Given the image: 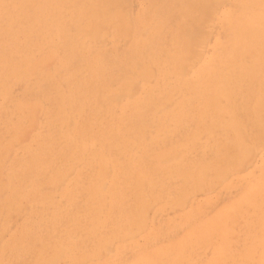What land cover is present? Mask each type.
Segmentation results:
<instances>
[{
  "label": "rangeland",
  "instance_id": "374dc122",
  "mask_svg": "<svg viewBox=\"0 0 264 264\" xmlns=\"http://www.w3.org/2000/svg\"><path fill=\"white\" fill-rule=\"evenodd\" d=\"M112 1L0 0V264H264V0Z\"/></svg>",
  "mask_w": 264,
  "mask_h": 264
},
{
  "label": "bare ground",
  "instance_id": "6f19581e",
  "mask_svg": "<svg viewBox=\"0 0 264 264\" xmlns=\"http://www.w3.org/2000/svg\"><path fill=\"white\" fill-rule=\"evenodd\" d=\"M95 1H97V0H95ZM107 1H109V0H107ZM110 1H112V0H110ZM113 1H115V0H113ZM113 1H112V2H113ZM177 1H178V0H177ZM179 1H181V0H179ZM179 1H178V2H179ZM209 1H210V0H209ZM209 1H207V2H209ZM236 1H237V0H236ZM101 2H102V1H101ZM112 2H111V3H112ZM199 2H200V1H199ZM247 2H248V1H247ZM97 3H98V2H97ZM103 3H104V2H103ZM113 3H115V2H113ZM202 3H203V2H202ZM253 3H254V2H253ZM257 3H259V2L257 1ZM98 4H99V3H98ZM104 4H106V7H107L106 9L109 10V8L111 7V6L109 7V3H108V5H107V3H104ZM104 4H103V5H104ZM235 4H236V3H235ZM261 4H262V3H261ZM112 5L114 6V4H112ZM189 5H190V4H189ZM245 5H246V4H245ZM101 6H102V5H101ZM180 6H181V5H180ZM180 6H179V7H180ZM184 7H185V6H184ZM184 7H182V11L186 8V7H185V8H184ZM101 8H102V7H101ZM112 8H113V7H112ZM112 8H111V9H112ZM183 8H184V9H183ZM188 8L191 9V7H188ZM200 8H201V7H200ZM239 8H240V7H239ZM244 8H245V6H244ZM104 9H105V8H104ZM247 9H248V8H247ZM249 9H250V8H249ZM108 10H107V11H108ZM197 10H198V8H197ZM194 11H196V10H194ZM202 11H203V10H202ZM254 11H255V10H254ZM263 11H264V10H263ZM263 11H262V12H263ZM100 12H101V11H100ZM110 12H111V11H110ZM179 12H180V11H179ZM242 12H243V11H242ZM246 12H247V11H246ZM95 13H96V12H95ZM107 13H108V12H107ZM197 13H198V12H197ZM201 13H203V12H201ZM248 13H249V12H248ZM106 15H107V14H106ZM231 15H232V14H231ZM90 16H92V15H90ZM90 16H89V17H90ZM96 16H98V15H96ZM244 16H245V15H244ZM93 17H94V19H95V14L93 15ZM151 17H152V16H151ZM120 19H121V18H120ZM124 19H125V18H124ZM193 19H194V18H193ZM91 20H92V19H91ZM191 20H192V18H191ZM191 20H190V21H191ZM195 21H196V20H195ZM247 21H248V20H247ZM92 22H93V21H92ZM125 22H126V21H125ZM154 23H155V22H154ZM240 24H241V21H240ZM44 25H45V24H44ZM128 26H129V25H128ZM253 26H254V25H253ZM165 27H166V26H165ZM258 27H259V26H258ZM189 28H190V27H189ZM189 28H188V30H189ZM262 28H263V27H262ZM146 29H147V28H146ZM182 29H184V28H182ZM191 29H192V28H191ZM191 29H190V30H191ZM120 30H122V29H120ZM188 30L186 29L185 31H187V33H188V32L190 31V30H189V31H188ZM196 30H197V29H196ZM243 30H244V29H243ZM245 31H246V30H245ZM177 32H179V30H178ZM194 32H195V31H194ZM246 32H247V31H246ZM257 32H258V31H257ZM191 33H192V32H191ZM191 33H188V34H191ZM200 33H201V32H200ZM188 34H186V35H188ZM192 34H193V33H192ZM235 34H236V33H235ZM244 34H245V33H244ZM178 35H180V34H178ZM181 35L183 36L184 34L181 33ZM249 35L252 36L251 34H249ZM191 36H193V35H191ZM262 36H263V35H262ZM184 37H185V35H184ZM186 37H187V36H186ZM231 37H232V36H231ZM238 37H239V36H238ZM248 37H249V36H248ZM256 37H258V35H256ZM239 38H240V37H239ZM251 38H252V37H251ZM175 39H176V38H175ZM185 39H187V38H185ZM246 39H247V38H246ZM252 39H253V38H252ZM178 40H179V39H178ZM188 40H189V38H188ZM232 40H233V39H232ZM258 40H259V39H258ZM193 41H195V39H193ZM235 41L237 42L236 39H235ZM255 41H256V40H255ZM259 41L261 42L262 40H259ZM263 41H264V40H263ZM176 42H177V41H176ZM183 42L186 43L185 41H183ZM187 42H189V41H187ZM190 42H191V41H190ZM190 42H189V43H190ZM236 42H235V43H236ZM238 42H239V41H238ZM249 42H250V41H249ZM251 42H252V41H251ZM257 42H258V41H257ZM159 43H160V42H159ZM184 43H183L182 45H184ZM196 43H199V42H196ZM196 43H195V44H196ZM239 43H240V42H239ZM135 44H136V43H135ZM191 44H192V43H191ZM186 45L188 46V43H187ZM186 45H184V49H186V47H185ZM193 45H194V43H193ZM142 46H143V45H142ZM178 46H179V45H178ZM156 47H157V46H156ZM236 47H237V45H236ZM245 47H246V46H245ZM234 48H235V47H234ZM234 48H232V49H234ZM238 48H239V47H238ZM258 48H259V47H258ZM258 48H257V49H258ZM260 48H261V47H260ZM262 48H263V47H262ZM149 49H151V48H149ZM180 49H181V47H180ZM188 49H189V48H188ZM223 49H224V48H223ZM232 49H231V50H232ZM235 49H236V48H235ZM181 50H182V49H181ZM181 50H180V51H181ZM186 50H187V49H186ZM186 50H185V51H186ZM231 50H230V51H231ZM177 51H178V49H177ZM183 51H184V50H182L181 52H183ZM235 51H236V50H235ZM240 51H241V50H240ZM190 52H191V51H190ZM194 52H195V51H194ZM194 52H193V53H194ZM231 52H232V51H231ZM251 52H252V51H251ZM255 52H256V51H255ZM255 52H253V53L255 54ZM178 53H179V52H178ZM188 53H189V52H188ZM261 53H263V52H261ZM179 54H180V53H179ZM183 55H184V54H183ZM233 55H234V54H233ZM247 55H248V53H247ZM263 55H264V53H263ZM263 55H262V56H263ZM173 56H174V55H173ZM229 56H231V55L229 54ZM254 56H256V55H254ZM254 56H253V57H254ZM258 56H260V55H258ZM226 57H228V56H226ZM234 57H235V56H234ZM239 57H241V56L239 55L237 58H239ZM242 57H243V56H242ZM242 57H241V58H242ZM256 57H257V56H256ZM256 57H254V58H256ZM263 57H264V56H263ZM229 58H230V57H228L227 59H229ZM231 58H232V57H231ZM241 58H239V59H241ZM245 58H246V57H243V59H245ZM250 58H251V56H249V60H248V61H251ZM254 58H251V59L254 60ZM258 58H259V57H257L256 59H258ZM235 59H236V58H235ZM239 59H236V63H237V61H238ZM186 60H187V59H186ZM231 60L233 61V58H232ZM253 60H252V62H253ZM176 61H177V60H176ZM194 61H195V60H194ZM227 61H229V60H227ZM227 61H226V62H227ZM242 61H243V60H242ZM246 61H247V60H246ZM257 61H258V60H257ZM260 61H262V60L260 59ZM173 62H174V61H173ZM184 62H185V61H184ZM188 62H189V60H188ZM233 62H234V61H233ZM217 63H218V62H217ZM220 63H221V62H220ZM228 63H229V62H228ZM238 63H240V62H238ZM241 63H242V62H241ZM241 63H240V64H241ZM244 63H245V62H244ZM249 63H250V62H249ZM176 64H177V63H176ZM180 64H181V63H180ZM180 64H179V65H180ZM223 64H224V62H223ZM226 64H227V63H226ZM230 64H231V63H230ZM240 64H239V67H240ZM242 64H243V63H242ZM261 64H262V63H261ZM261 64H258V65L261 66ZM217 65H218V64H217ZM217 65H216V69H214L215 71H217ZM219 65H220V64H219ZM221 65H222V63H221ZM227 65H228V64H227ZM227 65H225V66H227ZM231 65L234 66L233 63H232ZM231 65H230L229 69L231 68ZM244 65H246V64H244ZM247 65H249V64H247ZM247 65H246V66H247ZM180 66H181V65H180ZM233 66H232V67H233ZM236 66L238 67L237 64H236ZM236 66H235V67H236ZM242 66H243V65H242ZM242 66H241V67H242ZM263 66H264V65H263ZM177 67H178V66H177ZM212 67H213V66H212ZM223 67H224V66H223ZM237 67H236V69H238V70H236V71H235V70H231L230 72H232V71H235V73H237V71H238V72H241V71H242V70H241V67H240V68H237ZM46 68H47V67H46ZM210 68H211V67H210ZM224 68H228V66H227V67H224ZM224 68H220V69H224ZM252 68L254 69V67H252ZM252 68H251V70L253 71ZM181 69H182V68H181ZM220 69L217 71L218 73L221 72V71H223V70H220ZM242 69H244V68H242ZM256 69H257V70H256ZM256 69H255L256 72H257V71H259V72L262 71V70H258V66H257ZM263 69H264V67H263ZM175 70H176V69H175ZM214 70L212 69L213 72H214ZM239 70H241V71H239ZM247 70H248V69H246L245 71H247ZM251 70H250V71H251ZM182 71H183V70H182ZM263 71H264V70H263ZM213 72H212V73H213ZM217 72H216V74H217ZM230 72H228V73H224V72H222V76H220L219 78H218V76H217V78H216V75L214 74L215 72L212 74V76H213V78L215 77V80H216L215 82L217 83V80H218V79H221L222 81H224V79H225L226 77L229 79V74H230ZM242 72L245 74L244 70H243ZM242 72H241V73H242ZM259 72L257 73V76H258ZM223 73H224V74H228V76H225V78H223V77H224V74H223ZM232 73H233V72H232ZM232 73H231V75H232L233 77L230 75V78L232 77V79H229V80H230V81L233 80L234 77H236L235 80H236V79L239 80V81L237 80L236 82H234L235 84H236V83L238 84V82L240 83V80H241V82H242V80H244V79H241L242 77H243V78L245 77L244 75L239 79V78H237V77L239 76L238 73H237V76H235V75L232 74ZM241 73H240V74H241ZM243 73H242V74H243ZM248 73H249V71H248ZM248 73H247V75H248ZM250 73H251V74H249V75H252L253 72H250ZM177 74H179V73L177 72ZM210 74H211V71H210ZM242 74H241V75H242ZM253 74H255V72H254ZM261 74H262V73H261ZM263 74H264V73H263ZM183 75H184V74H183ZM214 75H215V76H214ZM220 75H221V73H220ZM241 75H240V76H241ZM249 75H248L247 77H249ZM205 76H206V75H205ZM210 76H211V75H210ZM240 76H239V77H240ZM179 77H180V76H179ZM181 77H182V76H181ZM247 77H246V78H247ZM252 77H253V76H252ZM252 77H250V78H252ZM227 78H226V79H227ZM246 78H245V79H246ZM255 78H256V77H255ZM143 79H144V78H143ZM198 79H199V78H198ZM209 79H210V77H209ZM211 79H212V78H211ZM200 80H201V79H200ZM229 80H227V81L229 82ZM235 80H233V81H235ZM250 80H251V79H250ZM252 80H254V79L252 78ZM255 80H256V79H255ZM210 81H211V80H210ZM218 81H219V80H218ZM233 81H231V83H232ZM246 81H247V79H246ZM248 81H249V80H248ZM220 82H221V81H220ZM228 82H223L222 84L225 85V83H226V85H227ZM244 82H245V80L243 81V83H244ZM249 82H250V81H249ZM255 82H256V81H255ZM192 83H193V82H192ZM231 83H229V84H230V85L234 84V83H232V84H231ZM243 83H242V84H243ZM256 83H257V82H256ZM205 84H206V83H205ZM209 84H210V82L208 83V85H209ZM217 84H218V83H217ZM217 84H216V85H217ZM235 84H234L233 86H235ZM247 84H248L247 87L249 88V83H247ZM250 84L252 85V82H250ZM187 85H188V84H187ZM189 85H190V84H189ZM191 85H192V84H191ZM203 85H204V84H203ZM203 85H202L201 87H203ZM206 85H207V84H206ZM220 85H221V84H220ZM223 85H222V87H223ZM226 85H225V86H226ZM244 85H245V83H244ZM251 85H250V87H251ZM259 85H260V84H259ZM261 85H262V84H261ZM211 86H212V84H210V86H209L210 89H209V90H211V88H212ZM225 86H224L223 88H225ZM228 86H229V85H227L226 88H228ZM233 86H231V87H233ZM236 86H237V85H236ZM239 86L241 87V84H240ZM242 86H243V85H242ZM218 87H219V86L217 85V88H218ZM243 87H245V86H243ZM255 87H256V85H255ZM196 88L199 89V87H197V86H196ZM196 88H194V90H195ZM213 88H214V87H213ZM215 88H216V87H215ZM236 88H239V87L237 86ZM248 88H247V90H248ZM253 88H254V86H253ZM256 88H257V87H256ZM198 89H197V91L199 92ZM200 89H204V88H200ZM207 89H208V88H207ZM221 89H222V88H221ZM232 89H233V88H232ZM232 89H231V91H232ZM239 89H240V88H239ZM242 89H243V88H242ZM258 89H259V88H258ZM194 90H193V92H194ZM205 90H206V89H204V91H205ZM222 90H223V89H222ZM228 90H230V88H229ZM130 91H132V90H130ZM190 91H191V90H190ZM201 91L204 92L203 90H201ZM217 91H218V90H217ZM219 91L221 92L220 89H219ZM235 91H236V90H235ZM245 91H246V87H245L244 92H245ZM257 91H258V90H257ZM191 92H192V91H191ZM207 92H208V90H207ZM207 92H206V93H207ZM209 92H210V91H209ZM223 92H225V91L223 90ZM237 92H238V91H237ZM237 92H236V93H237ZM253 92H254V91H253ZM196 93H197V92H196ZM196 93H189V94L192 95V94H196ZM200 93H201V92H200ZM213 93H214V92H213ZM230 93H231V92H230ZM240 93H241V92H240ZM256 93H257V92H256ZM224 94H225V93H224ZM231 94H232V93H231ZM254 94H255V93H254ZM254 94L252 93V95H254ZM191 95H190V96H191ZM208 95H209V93H208ZM227 95H230V94L227 93ZM227 95H226V97H227ZM232 95H233V94H232ZM252 95H251V96H252ZM198 96H200V95H197V97H198ZM201 96H202V95H201ZM220 96H221V95H220ZM222 96H224V95H222ZM230 96H231V95H230ZM230 96H229V97H230ZM193 97H195V96L193 95ZM202 97H203V96H202ZM206 97H207V96H206ZM215 97H216V96H215ZM231 97H232V96H231ZM245 97H246V96H245ZM247 97L249 98V96H247ZM174 98H175V97H174ZM198 98H199V97H198ZM204 98H205V97H204ZM216 98H217V97H216ZM223 98H224V97H223ZM233 98H234V96H233ZM243 98H244V97H243ZM252 98L254 99V96H253ZM119 99H120V98H119ZM230 99H231V98H230ZM241 99H242V97H241ZM241 99H240V102H241V104H242L243 102L241 101ZM244 99H245V98H244ZM244 99H243V100H244ZM202 100H203V98H201V101H202ZM227 100H228V99H227ZM247 100H248V99H247ZM247 100L244 101L245 104H246ZM256 100H257V99H256ZM187 101H188V100H187ZM196 101H197V100H196ZM198 101H199V99H198ZM205 101H207V100H205ZM218 101H219V100H218ZM234 101H235V100H234ZM140 102H141V101H140ZM175 102H176V101H175ZM190 102H191V101H190ZM224 102H225V101H224ZM252 102H253V100H252ZM138 103H139V102H138ZM199 103H200V101H199ZM202 103H203V102H202ZM208 103H209V102H208ZM214 103H215V102H214ZM218 103H219V102H218ZM227 103H229V102H227ZM261 103H263V102H261ZM261 103H260V104H261ZM184 104H185V103H184ZM188 104H189V102H188ZM200 104H201V103H200ZM200 104L197 105V106L202 107V105H200ZM252 104H253V103H252ZM258 104H259V103H258ZM212 105H213V103H212ZM246 105L248 106V104H246ZM246 105H245V107H246ZM167 106H168V105H167ZM250 106H251V105H250ZM250 106H249V109L251 108ZM253 106H255V105H253ZM209 107H210V106H209ZM222 107H223V106H222ZM243 107H244V106H243ZM259 107H261V106L259 105ZM207 109H208V108H207ZM255 109H256V108H255ZM261 109H263V108H261ZM202 110H203V109H202ZM157 111H158V110H157ZM254 111H255V110H254ZM182 112H183V111H182ZM248 112H249V111H248ZM250 112H251V111H250ZM204 113H205V112H204ZM252 115H253V114H252ZM258 115H259V113H258ZM261 115H262V112H261ZM204 116H205V115H204ZM232 116H233V115H232ZM254 116H255V115H254ZM173 117H174V116H173ZM223 117H224V116H223ZM241 117H242V116H241ZM250 117H251V116H250ZM208 118H209V117H208ZM245 119H246V118H245ZM251 119H252V118H251ZM259 119H261V118H259ZM198 120H199V119H198ZM208 120H209V119H208ZM246 120H247V119H246ZM263 120H264V119H263ZM175 121H176V120H175ZM203 121H204V120H203ZM247 121H248V120H247ZM255 121H256V120H255ZM199 122H200V121H199ZM201 122H202V120H201ZM251 122H252V121H251ZM209 123H210V122H209ZM255 123H256V122H255ZM259 123H260V122H259ZM239 124H240V123L238 122V125H239ZM241 124H242V123H241ZM252 124H253V123H252ZM263 125H264V124H263ZM226 126H227V124H226ZM232 126H233V125H232ZM241 126H242V125H241ZM253 126H254V125H253ZM255 126H256V125H255ZM258 126H259V124H258ZM168 127H169V126H168ZM263 127H264V126L259 127V128L262 129ZM236 128H237V130H238V127H236ZM244 128H245V127H244ZM219 129H220V128H219ZM222 129H223V128H222ZM222 129H221V130H222ZM243 130H244V129H243ZM234 131H235V130H234ZM210 132H211V131H210ZM223 132H224V131H223ZM239 132H240V131H239ZM262 132H263V131H262ZM201 133H203V132H201ZM206 134H207V133H206ZM254 135H255V134H254ZM217 136H219V135H217ZM244 136H245V135H244ZM207 137H208V136H207ZM209 137H210V135H209ZM234 137H235V136H234ZM236 137H237V136H236ZM196 139H197V138H196ZM251 139H252V138H251ZM256 139H257V137H256ZM257 140H258V139H257ZM263 140H264V139H263ZM235 141H236V140H235ZM263 142H264V141H263ZM207 145H208V144H207ZM192 147H193V146H192ZM246 147H247V146H246ZM248 147H249V146H248ZM251 147H252V146H251ZM253 147H254V146H253ZM189 148H190V147H189ZM206 148H208V147H206ZM240 148H241V147H240ZM249 149H250V148H249ZM249 149H247V151H248ZM128 150H129V149H128ZM237 150H238V149H237ZM257 150H258V149H257ZM129 151H130V150H129ZM204 153H205V152H204ZM240 153H241V152H240ZM242 153H243V152H242ZM168 154H169V153H168ZM252 154H253V153H252ZM172 155H173V154H172ZM237 155H238V153H237ZM181 156H182V155H181ZM209 156H210V155H209ZM238 156H239V155H238ZM252 156H253V155H252ZM189 157H190V156H189ZM182 158H183V157H182ZM190 158H192V157H190ZM248 158H249V157H248ZM250 158H251V157H250ZM167 159H168V158H167ZM251 159H252V158H251ZM189 160H190V159H189ZM230 160H231V159H230ZM162 161H163V160H162ZM162 161H161V162H162ZM177 161H178V160H177ZM183 161H184V160H183ZM166 162H167V161H166ZM168 162H169V161H168ZM236 162H237V161H236ZM244 165H245V164H244ZM236 166H237V165H236ZM204 168H205V167H204ZM234 169H235V168H234ZM229 170H230V169H229ZM234 171H235V170H234ZM236 171H237V170H236ZM71 172H72V171H71ZM197 172H198V170H197ZM229 173H230V172H229ZM164 174H165V173H164ZM197 174H198V173H197ZM200 174H201V173H200ZM174 175H175V174H174ZM196 178H197V177H196ZM190 179H191V178H190ZM198 180H199V179H198ZM198 180H197V181H198ZM197 181H196V182H197ZM198 182H199V181H198ZM242 182H243V181H242ZM242 182H241V183H242ZM210 183H211V182H210ZM262 183H263V182H262ZM256 185H257V184H256ZM57 187H58V186H57ZM144 189H145V187H144ZM142 191H143V190H142ZM3 193H4V192H3ZM138 193H139V192H138ZM139 195H140V194H139ZM249 201H250V200H249ZM243 205H244V204H243ZM216 214H217V213H216ZM243 221H244V220H243ZM249 222H250V221H249ZM248 224H250V223H248ZM243 227H244V226H243ZM251 229H252V228H251ZM248 233H249V232H248ZM256 235H257V234H256ZM242 236H243V235H242ZM250 236H251V235H250ZM253 238H254V237H253ZM256 239H257V238H256ZM236 240H237V238H236ZM252 243H253V241H252ZM254 244H255V243H254ZM258 245H259V244H258ZM263 249H264V248H263ZM249 250H250V249H249ZM253 250H254V249H253ZM245 251H246V250H245ZM254 251H255V250H254ZM260 252H261V251H260ZM260 254H261V253H260ZM253 257H254V256H253ZM249 258H250V257H249ZM234 259H235V258H234ZM249 260H250V259H249ZM263 263H264V262H263Z\"/></svg>",
  "mask_w": 264,
  "mask_h": 264
}]
</instances>
